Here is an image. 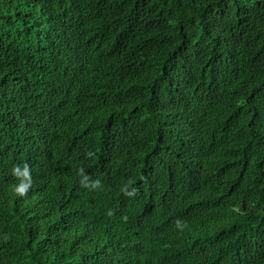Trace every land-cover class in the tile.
I'll list each match as a JSON object with an SVG mask.
<instances>
[{
	"label": "trees",
	"instance_id": "obj_1",
	"mask_svg": "<svg viewBox=\"0 0 264 264\" xmlns=\"http://www.w3.org/2000/svg\"><path fill=\"white\" fill-rule=\"evenodd\" d=\"M0 264H264V0H0Z\"/></svg>",
	"mask_w": 264,
	"mask_h": 264
},
{
	"label": "clouds",
	"instance_id": "obj_2",
	"mask_svg": "<svg viewBox=\"0 0 264 264\" xmlns=\"http://www.w3.org/2000/svg\"><path fill=\"white\" fill-rule=\"evenodd\" d=\"M14 175H16L20 181L19 184L14 186V192L19 197H25L32 187V174L29 167L25 165L23 170H21L19 167L15 168ZM82 176V183L87 182L88 177L86 175H83V173ZM96 183H98V181ZM92 186L95 187L96 184H93Z\"/></svg>",
	"mask_w": 264,
	"mask_h": 264
}]
</instances>
